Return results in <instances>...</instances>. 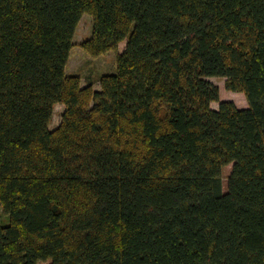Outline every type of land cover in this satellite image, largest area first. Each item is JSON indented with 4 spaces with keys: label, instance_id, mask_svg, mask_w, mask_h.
<instances>
[{
    "label": "trees",
    "instance_id": "1",
    "mask_svg": "<svg viewBox=\"0 0 264 264\" xmlns=\"http://www.w3.org/2000/svg\"><path fill=\"white\" fill-rule=\"evenodd\" d=\"M0 206V264H264V0H0Z\"/></svg>",
    "mask_w": 264,
    "mask_h": 264
},
{
    "label": "rangeland",
    "instance_id": "2",
    "mask_svg": "<svg viewBox=\"0 0 264 264\" xmlns=\"http://www.w3.org/2000/svg\"><path fill=\"white\" fill-rule=\"evenodd\" d=\"M92 33V17L90 14H83L77 24L73 37V47L70 51L69 59L66 64L67 74H77L81 76L82 85H85L88 79L94 80V89H99L98 78L103 74H109L116 71V55L121 52L124 47L126 40L119 43L117 50L109 51L103 55L94 57L88 54L82 47L81 43L88 39ZM211 82L215 83L220 90L222 100H231L239 108H245L248 106L246 98L241 92L229 91L225 88V78L222 77H210L208 78ZM217 102L213 105L216 106ZM63 105L56 104L53 110V115L49 128L54 130L61 121V114L63 112ZM232 165H226L222 168V190L223 192L227 189V178L231 171ZM0 216L2 224L8 223L7 216L2 214L0 206ZM51 260L39 261L37 264H50Z\"/></svg>",
    "mask_w": 264,
    "mask_h": 264
},
{
    "label": "crops",
    "instance_id": "3",
    "mask_svg": "<svg viewBox=\"0 0 264 264\" xmlns=\"http://www.w3.org/2000/svg\"><path fill=\"white\" fill-rule=\"evenodd\" d=\"M81 83H82V80H81ZM93 86H94V83H93ZM96 90H98V89H96ZM220 99H221V95H220ZM221 100H222V99H221ZM215 103H216V102H212V103H211V107H212L213 109H217V108H218V102H217V105H216V106H213Z\"/></svg>",
    "mask_w": 264,
    "mask_h": 264
}]
</instances>
